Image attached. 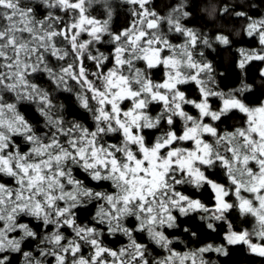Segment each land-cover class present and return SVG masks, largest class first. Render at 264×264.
Listing matches in <instances>:
<instances>
[{
    "label": "snow or ice",
    "instance_id": "obj_1",
    "mask_svg": "<svg viewBox=\"0 0 264 264\" xmlns=\"http://www.w3.org/2000/svg\"><path fill=\"white\" fill-rule=\"evenodd\" d=\"M40 2L42 18L33 0H0V264H12L14 253L22 264H208L205 253L227 256L226 245L239 244L264 257V104L244 103L240 93L248 85L216 90L213 65L198 51V44H211L182 22L190 15L185 5L164 17L150 10V0H127L133 20L113 31L110 11L103 21L89 13L92 0ZM236 15L247 20L245 34L264 46V19ZM214 39L230 44L224 35ZM106 42L107 53L100 47ZM239 52L242 73L249 62H264V48ZM160 68L156 81L152 73ZM41 75L54 90L75 95L91 126L65 116L52 89L36 82ZM190 85L196 98L183 90ZM24 102L36 105L42 129L22 114ZM234 110L244 114L241 126L222 128ZM205 187L211 206L196 198ZM89 207L90 221L79 223L78 211ZM233 211L257 227L235 230ZM194 214L212 231L224 222L226 244L176 251L167 230ZM29 217L40 231L24 222ZM141 233L165 254L153 256L149 244L138 242ZM105 234H122L128 243L113 250ZM29 241L36 246L25 251Z\"/></svg>",
    "mask_w": 264,
    "mask_h": 264
},
{
    "label": "trees",
    "instance_id": "obj_2",
    "mask_svg": "<svg viewBox=\"0 0 264 264\" xmlns=\"http://www.w3.org/2000/svg\"><path fill=\"white\" fill-rule=\"evenodd\" d=\"M181 3L185 5V10L190 13L189 17L182 21L185 26L193 28L199 34L209 39L211 47L198 44V51H203L204 58L213 65L216 90L227 93L240 89L243 85H248L249 87L240 93L244 103L250 107H258L264 104V75L261 74L262 70H264V62L258 60L249 62L243 70V73L237 67V63L241 58L239 49H245L247 51L256 50L259 52L264 46L259 44L258 37H248L245 34L244 28L247 20L236 15V12L243 11L254 20L264 19V0H150V10L155 11L160 16L166 17ZM33 4L36 6L38 18H42L47 10L40 0H33ZM225 7L230 9L228 13L223 12ZM134 8L135 6L129 4L127 0H92L88 11L92 16L101 21L108 19V13L110 11L111 29L118 31L126 28L132 22ZM162 27L166 31L167 25L164 24ZM166 35L173 43H179L182 40V37L176 33L166 32ZM217 35L227 36L230 44L224 45L216 41L214 37ZM105 39L107 41V37ZM100 47L101 51L107 53L111 50L112 45L106 42ZM152 77L156 81H162L163 69L154 70ZM36 82L45 88L52 89V95L54 97L53 103L58 106H63L62 111L68 119H77L91 126L88 113L79 106L73 93L54 90V86L50 85L46 75H41L40 79ZM183 90L191 98H196L197 90L195 86H186ZM211 103L215 108L219 106L220 101L217 97H213L211 98ZM158 110V105L152 106L153 113ZM187 110L190 114L196 115V111L190 106H188ZM20 111L35 128L38 130L43 128L44 118L37 111L35 104L24 102L20 106ZM244 119V114L234 110L229 114L227 119L223 120L222 124L220 122L216 123L220 124L222 128L231 129L232 127L241 126ZM17 143H21V140L17 139ZM22 150L26 149L22 148ZM214 173L218 182H226L227 178L221 170H214ZM78 176L84 179L82 174H78ZM2 182L11 184V180L8 178H3ZM89 183L90 186L95 187L94 182ZM106 186L102 185L101 187ZM187 194H192V190L189 189ZM196 198H199L209 206L214 202L213 193L207 187L196 193ZM93 212L94 207L78 211V222H89ZM228 220L232 222L237 231L241 228L248 229L249 231L254 229L252 217H242L237 211L231 212ZM24 222H29L34 230H41L37 227V222L32 221L30 217L24 218ZM179 223L181 225L180 228L167 230L169 237L174 240L172 247L176 251H191L204 247L207 244H213L214 246L226 244L224 235L227 232V225L224 222H217L216 231L208 229L205 222L200 220L199 215L196 214L190 218L181 217ZM184 228L195 232L196 236L192 237L184 232ZM66 235H71L70 230H66ZM136 238L140 243L149 244L153 256L162 257L165 254L163 249L152 245L145 234H137ZM102 240L105 246L113 250H117L128 243L127 237L122 234L116 236L105 234ZM35 246V242L29 241L24 245V250L32 251ZM226 247L228 249L227 256L209 252L204 254V260L208 261V264H264V257L251 253L247 245H226ZM22 260L23 257L21 254L14 253L11 256L12 264H22Z\"/></svg>",
    "mask_w": 264,
    "mask_h": 264
},
{
    "label": "rangeland",
    "instance_id": "obj_3",
    "mask_svg": "<svg viewBox=\"0 0 264 264\" xmlns=\"http://www.w3.org/2000/svg\"><path fill=\"white\" fill-rule=\"evenodd\" d=\"M252 220H253V224H254V229L257 227V224H256V222H255V220H254V218H252ZM255 242V241H254Z\"/></svg>",
    "mask_w": 264,
    "mask_h": 264
}]
</instances>
